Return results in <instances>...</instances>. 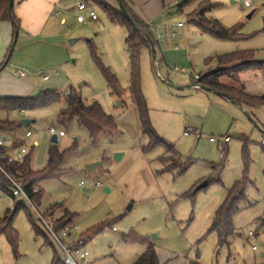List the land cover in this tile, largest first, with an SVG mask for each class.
<instances>
[{
	"label": "rangeland",
	"instance_id": "374dc122",
	"mask_svg": "<svg viewBox=\"0 0 264 264\" xmlns=\"http://www.w3.org/2000/svg\"><path fill=\"white\" fill-rule=\"evenodd\" d=\"M72 1L67 9L66 3L58 6L51 18L48 27L56 34L25 39L20 31L18 38L14 36L4 69L7 74L0 76V90L7 81L6 87L17 90V95L37 97L43 90L63 94L61 101L45 107L0 110V119H34L24 130L6 134L14 140L24 138L27 130L32 132L23 146L8 147L13 155L19 150L30 154L34 170L47 165L51 146L67 151L59 164L63 174L40 183L44 194L40 205L35 204L37 210L51 225L63 209L74 213L71 238L102 227L83 245L89 257L82 264H133L148 246L155 247L164 264L264 262V129L244 106L194 85L197 75L216 67L225 68V75L220 74L223 82L240 83L235 80L238 67L218 65L221 55L250 51L253 60L264 61V0H210L217 5L206 16L228 29L236 28L233 38L205 33L190 22L189 13L197 1L181 9L184 0H142L156 10L147 21L155 44L142 46L139 54L141 89L155 130L173 143L181 157L178 166L171 165L173 157L166 146L145 149L150 137L142 133L139 109L130 91L126 28L114 23L97 3ZM81 1L96 12L97 19L77 21L78 15L86 14L74 7ZM63 16L66 21L60 22ZM178 22L183 26H177ZM173 32L177 37H172ZM89 42L101 62L117 75L123 88L121 98L110 93ZM17 69L26 76H17ZM45 74H49L47 80ZM239 78L249 89L261 87L258 79L264 84L260 71L244 70ZM72 87L114 116L116 130L94 141L77 120L62 124L58 115ZM50 126L65 131L55 143ZM224 136H229L227 143ZM245 149L249 160L246 201L233 218L235 233L220 244L210 228L229 189L245 177ZM117 153H122L120 158ZM97 161L101 164L89 171L87 165ZM205 181L207 185L197 189ZM14 203L8 191L0 188V221L12 214ZM52 204L59 208L47 216L44 212ZM26 206L29 210L22 207L13 218L19 235L17 253L7 235L0 233V264H62L61 246L37 211Z\"/></svg>",
	"mask_w": 264,
	"mask_h": 264
},
{
	"label": "trees",
	"instance_id": "16d2710c",
	"mask_svg": "<svg viewBox=\"0 0 264 264\" xmlns=\"http://www.w3.org/2000/svg\"><path fill=\"white\" fill-rule=\"evenodd\" d=\"M10 0H0V21H11L16 27L19 28V18L15 15L13 8H9ZM93 1L104 9L110 19L114 23L123 25L127 30L126 42L130 53L131 63V86L133 102L138 106L139 115L141 119L142 133L150 137V145L145 147L152 148L153 146L162 144L166 146L167 151L173 157L171 165H179L181 162L180 155L175 152L173 143L161 137L155 130L149 116V109L144 99L141 83H140V68H139V54L142 46L146 45L150 48L154 46V35L147 22L142 20L128 4L126 0H119V5L114 6L104 0H88ZM198 2V6L193 12L189 13L190 22L196 24L203 32L213 34L220 38H233L236 28L228 29L221 25L217 20H211L206 16V11L215 7L217 4L212 3L210 0H184L179 4L182 7L191 2ZM92 49L93 57L99 65L102 73L104 74L110 93L121 98L123 95V88L118 80V77L111 69L105 66L96 51L95 46L89 42ZM218 65L232 64L231 68L238 67L235 80L240 82L239 73L244 70H255L264 73V61H255L252 59V52L246 51L242 53L226 54L217 57ZM225 68L207 72L200 75L196 79V83L200 87L207 86L211 90L222 93L228 96L231 100L237 102L242 106L261 107L264 106V93L253 94L246 90L243 84L241 86L228 85L222 82L221 76H224L222 71ZM220 74H224L221 75ZM63 94L58 90H43L37 97L29 96H0V110L7 112L10 111H26L33 110L50 105L56 101H61ZM66 106L60 111L58 119L62 124H68L72 120H77L80 125L86 126L91 134V137L96 141L99 136L106 132H113L117 128L116 119L114 116L108 114L103 106L97 101L93 100L88 102L83 98L80 91L76 88H71L69 93L64 95ZM26 127L23 125L22 120H8L0 119V131L7 134L8 132H16L24 130ZM24 145L22 138L14 139L11 146L20 147ZM5 151L4 146H0V163L5 170L12 177L21 179L24 183L25 190L29 197L37 205H40L43 198V190L40 188V183L46 179L57 178L64 172L59 164L67 151L61 152L56 146H51L49 149V159L47 165L41 170H34L30 165V154H26L21 161H8L3 156ZM245 158V177L237 180L235 184L229 189L228 196L223 204L216 211L210 231L215 232L220 244L228 242L229 238L235 233L233 225V218L236 213L241 209V203L246 201L245 186L249 181L246 173L249 164L246 149L244 151ZM176 159V160H175ZM184 170V167H181ZM10 180L5 173L0 172V188L8 191L12 196V192L8 186ZM29 210L24 202H19L15 205L12 214L4 216L0 221V233H5L15 253L18 251L19 235L16 228L13 226V218L16 211L20 208ZM59 208V205L52 204L46 210L47 216H53ZM74 220V213L68 209H63L58 217L53 218L52 226L56 231L69 227L72 228ZM40 231L39 228H36ZM102 229L101 226H96L89 229L85 234H81L76 240L67 242L71 246L84 245L86 240L91 238L95 233ZM42 231V230H41ZM49 231V230H48ZM43 232V231H42ZM50 233V232H49ZM43 234L48 238L47 233ZM57 259V257H55ZM54 259V261H55ZM60 259V258H58ZM62 264H66L63 259H60ZM133 264H164L161 263L159 254L154 246H148L142 255ZM197 264V263H192ZM252 264H264L252 263Z\"/></svg>",
	"mask_w": 264,
	"mask_h": 264
},
{
	"label": "crops",
	"instance_id": "0c3cea01",
	"mask_svg": "<svg viewBox=\"0 0 264 264\" xmlns=\"http://www.w3.org/2000/svg\"><path fill=\"white\" fill-rule=\"evenodd\" d=\"M104 1H107L110 4L116 2V5L117 6L119 5V0H104ZM126 1L132 7L134 12L145 22L151 19L152 14H154L153 12L156 10V8H154V10L153 8L151 9V7L147 5L146 1H142V0H126ZM62 3H66L65 4L66 9L70 7V5L74 4L72 0H15L13 10L15 15L19 18V32L21 31L23 38L27 39L30 38L31 36L39 37L44 34L46 35L56 34V32H53L52 29H49L50 27L48 26L50 25V21L51 18L53 17V14H57L56 10L58 6L63 5ZM137 3L138 5H136ZM74 7L80 13L81 11H85V13L88 14L89 11L88 5L85 10H80L76 5V3ZM64 21H66V18L63 16L62 19H60V22H64ZM79 23H83V22H79ZM14 36H15V26L13 25V23L11 21H0V76H2L3 74L5 76V74H7L6 70L4 69L9 63V57L13 49V48L11 49V46ZM27 42L29 43V41ZM216 69L217 67L214 70ZM16 75L22 77L26 76L25 74L22 75L20 73H16ZM44 80L47 79L44 78ZM6 82L7 81H5L3 85H1L2 89L0 90V96H21L16 94L17 90L6 87L7 86ZM258 82L261 83V87L256 89L247 88L242 81H240V83L235 86H241V84H243L248 92L253 94H263L264 84L262 86V82L260 81V79H258ZM228 85H233V84H228ZM11 91H13V93ZM4 92H11V93L3 94ZM218 94L235 103V101L231 100L228 96L222 93H218ZM244 107L249 111L251 116L255 118V122H258L259 125L264 129V106L261 107L244 106ZM73 240L76 239L71 238V236L68 238V242Z\"/></svg>",
	"mask_w": 264,
	"mask_h": 264
},
{
	"label": "built area",
	"instance_id": "2783aa9c",
	"mask_svg": "<svg viewBox=\"0 0 264 264\" xmlns=\"http://www.w3.org/2000/svg\"><path fill=\"white\" fill-rule=\"evenodd\" d=\"M248 3V2H247ZM78 8L80 10H85L87 8V4L83 1L78 2L77 4ZM90 19H97V14L94 10H89L88 14H80L77 16V19L79 22L85 21L86 18ZM177 26L181 27L183 26V22H178ZM172 37H177V34L175 32L172 33ZM16 73H20L24 75L25 73L20 70H16ZM49 77V74H45L44 78L47 79ZM197 78L199 75L196 76ZM196 87H200V84L195 83ZM22 112H24L22 110ZM51 136H56L57 138L60 136L65 135V131L63 129H57L55 126H50L48 128ZM32 136V132L30 130H27L25 133V137L22 138L24 141V144L27 142L28 137ZM14 140L8 139L7 135L3 132L0 131V146L5 147V151H3V156L8 159V161H21L24 159L25 154L23 153L22 150H19L16 152V154H11L10 149H9V144H12ZM211 141H216L214 137H211ZM225 143L229 141V136H224ZM264 142V139H263ZM23 146V145H22ZM0 172L5 173L7 177L9 178L10 182L8 184L11 192H12V197L14 200V206L19 203V202H24L26 205H29L33 207L39 217L46 223V226L50 232V234L55 238L57 243L61 246L63 253H64V260L66 264H82L83 262H86V260L89 257V253L83 245L79 246H71L68 244L67 239L70 237V228L67 226L64 229H61L59 231H56L51 224H49L46 219L40 214V212L37 210L35 203L33 200L29 197L27 191L25 190L24 183L21 179H17L12 177L8 172L5 170V168L1 165L0 163ZM98 185H102L100 182ZM15 208V207H14ZM250 234H253L250 232ZM255 248V246H254Z\"/></svg>",
	"mask_w": 264,
	"mask_h": 264
},
{
	"label": "water",
	"instance_id": "95a60500",
	"mask_svg": "<svg viewBox=\"0 0 264 264\" xmlns=\"http://www.w3.org/2000/svg\"><path fill=\"white\" fill-rule=\"evenodd\" d=\"M14 2H15V0H10V1H9V8H10V9H12V8L14 7ZM18 34H19V28L16 27V32H15V37H16V38H17ZM202 87H204L205 89H209V90H211V89L208 88L207 86H202ZM212 91H213V90H212ZM235 103H236L237 105L241 106V105L238 104L237 102H235ZM33 121H34V119H33V118H29V117H26V118H23V119H22V123H23V125H24L25 127L29 126ZM51 140H52V142L55 143V142L58 141V138H57L56 136H52V137H51ZM121 155H122V153H117V154H116V157H117V158H120ZM99 164H101L100 161L93 162V163L88 164V165H87V168H88L89 171H91V170H93V169H94L97 165H99ZM206 185H207V182L205 181L204 183H202L201 185H199V186L197 187V189H200V188H202V187H204V186H206ZM106 189L108 190V188H106Z\"/></svg>",
	"mask_w": 264,
	"mask_h": 264
}]
</instances>
